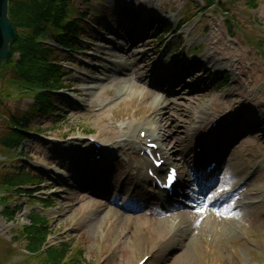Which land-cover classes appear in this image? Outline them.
I'll list each match as a JSON object with an SVG mask.
<instances>
[{
  "label": "rangeland",
  "instance_id": "374dc122",
  "mask_svg": "<svg viewBox=\"0 0 264 264\" xmlns=\"http://www.w3.org/2000/svg\"><path fill=\"white\" fill-rule=\"evenodd\" d=\"M143 1L145 0H90L88 2L87 0H75L73 4L75 11L90 12L89 17L99 23L101 32H103L101 35H97L98 42L96 41V43L98 46H95V50L92 49L93 52L91 51V53L93 54L91 55L101 59L99 56L102 52L98 50L103 45L102 39L104 37L112 38L113 35L111 36L110 33L112 29H115L124 38L126 33L130 36H133V34L142 35L141 40L145 44H149L146 45L149 47L145 46L142 49L144 53H140L139 58L144 61L149 59L152 61L151 58H153L156 46L151 40H146L147 37L152 36L151 32L146 30L145 24L137 25L134 20L129 21L121 17L120 11L123 7L138 9L137 5L138 7L141 6L140 3H143ZM146 1L147 6H144L143 9L149 12V8L154 9V4L158 3L159 8L152 14H168L175 23L179 19L180 10L185 5L184 0ZM197 1L200 2L199 0ZM245 1L239 0L235 5L231 3L229 6L232 13L238 16L241 26L246 24L243 25L242 31L235 33L236 40L235 43H231V46L241 50L248 60L254 64L253 72L249 71L250 69L247 68L248 64L243 56L246 62L250 91H242L243 86L234 81L235 79H232L231 85L227 88L219 89L214 72H230L231 74L233 68H222L213 57L211 62L204 60L208 49L202 48L209 47L212 39L210 37L214 35L215 29L220 34L223 33L225 39H227L226 27L223 24L219 26L222 16H218L217 12L212 15L213 17L209 21V25L214 24L215 27H211L208 34H203L197 40L198 42L199 40L203 42L202 50L200 53L197 52L199 54L190 56V58L201 59L205 66L190 69L189 71H180L176 78L166 83L165 93L158 94L155 100H146V96L140 94V92L148 91V85L145 84L142 76L139 77L142 81L141 83L137 82L138 80H130L134 88H130L126 93L120 88L117 80L113 82L106 80L102 83L103 89L100 88V90L92 91V93H86L83 89L91 86L94 77L100 75L96 71L95 65H91L93 63L86 61L91 65V68H88L83 74L79 73L82 69V66H77L79 61L64 63L67 66L80 67L78 68L80 69L79 71H74L70 75L72 79L71 89L63 92V96L66 93L68 98L64 97L72 104L71 107L64 106L66 122L61 123L56 131L42 132L46 136H50L48 141L56 142V144L48 141L43 143L37 136L32 138L31 141L25 142L23 144L24 150L30 155L32 160L21 162L23 166H31V168L36 169L39 174L41 166L43 170L47 171V182L41 185L44 190L38 195L53 197L54 205L52 208H43L40 204H34L32 200L29 201L23 195H15L13 199L9 198L8 200L10 186L6 189V184L0 183V264H47L46 261H43L45 258L43 254H36L38 257H34V259L25 256L27 254L25 250L27 243L20 232L24 225L29 224L28 217L32 211L31 209L49 216L51 228L54 232L50 238L52 244L55 242L60 243L62 238H75L77 241L76 245H81V249L85 252V262L88 264H136L144 252L158 249V244L171 231L174 227L173 225L184 222V218L187 215L191 218L190 224L193 223L195 229L181 239V242L171 249L170 252L166 249L164 251L158 249L157 255L154 256L150 264H237L228 251L233 248V245L240 251L242 256L240 258L241 264H264V253L256 251L253 247L251 248L245 243L243 238V236L248 235L251 241L264 247L263 125L259 122L258 124L251 123L253 118L249 115H241L248 108L256 109L264 115V109H262L264 108V103H260V98L264 99V94L259 91L260 85L264 82V61L261 60L259 51L251 43L247 42L245 36L247 34L249 37H258V39L264 41V0L259 2V8H255L256 10L253 11L244 3ZM100 15L104 16V19L99 17ZM253 17H256V20L261 25H256L252 20ZM195 20H198V18ZM203 26L204 23L199 24V31H201ZM185 28H189L187 33L190 32L191 28L189 25ZM122 29L124 30L122 31ZM193 35L199 36V33L194 32ZM130 36L125 39L130 40ZM192 38L191 36L190 39ZM141 40L137 39V41ZM184 54L186 55L185 52ZM167 60L165 59L164 61ZM255 60L257 61L255 62ZM167 62L164 64L163 69L159 72L157 71V73L154 71L155 65L152 63L150 65L152 75L147 71V67L144 64H142L141 68L137 67L136 70L144 69L142 73L149 74L153 78V83H155L157 79H161L166 73L171 71L172 62ZM234 62H237V60H234ZM99 63L103 67L104 64L115 66V64L106 62L103 59ZM80 65L82 64L80 63ZM3 69H7V66ZM69 69L70 67L66 71H69ZM8 70L9 72L11 71L10 69ZM9 72L4 70V75L12 78L13 73ZM250 75L252 76L251 78ZM104 76L102 75L99 78ZM243 79L245 80L246 77H243ZM253 79H256L254 84H252ZM147 81L150 82L151 79L147 77ZM6 85L8 87V84ZM234 87H237L240 92L236 98L228 96L230 95L228 91ZM6 90L10 91L8 105L12 109L26 112L34 104V100L29 94L18 99L17 97L21 96V94L13 93V90L9 88ZM87 94H89L88 100L82 98L86 97ZM162 96H164L163 99L169 106H165V103L162 104L164 108L161 113L163 117L167 116L170 119V123L172 122V130L175 132L179 131L177 134L178 138H175L173 146L174 151L180 158H183L186 151L183 149L184 145L189 148L193 140L195 142L192 147L193 145H198L197 136H192L190 132L192 126H195L199 121V117L207 115V118H218L224 122L230 116L236 118L230 124V132L232 136L237 138H231L232 143L225 151L227 160L221 166L222 171L217 174V180L220 181L217 185V192H222L232 187L236 182L238 183L239 180L254 174L252 181L239 199L247 201V207L234 210L230 203L223 206L215 205L211 210H207L208 207H203L196 209V211L187 210L188 212L185 209V212H183L182 208L184 206H181L182 208L179 207V216L170 212L168 213L169 216H161L154 211V208H157L156 205L153 202L151 203L142 192L136 193L131 199L132 208L138 209L140 211L138 213L126 214L113 205L112 202L128 201L130 196H132L125 191L117 192L116 188H118L117 184L122 177L129 174L134 176V151L128 149L129 156L125 159L123 157L124 143L118 142V145L114 146V143L108 139V132L101 135L99 133L110 125H116L117 129L123 132L122 128H125V126H121L123 123H137V120L133 118L134 113L137 114L136 118L145 120L148 123V112L154 110L152 107L158 98L161 99ZM104 102H106L107 106L104 109H99L100 104ZM224 104H226L224 114L222 116L216 115V105ZM0 111H3L1 104ZM5 121V118L0 117V139L6 136ZM48 121L49 118L45 116L37 115L34 117V123L43 130L48 128ZM203 121L204 126H206L205 133L207 136L209 121ZM254 125H257L258 129ZM87 130L94 132L90 133ZM89 137H99L105 145L112 146L109 147L110 150L115 149V156L118 155L121 158L122 166L120 163L117 169L119 170L118 175L112 181L115 187L111 185V179H109L113 176L110 174L111 168L106 172V175L96 180V184H91L90 182V186L86 187L84 186L85 181H91V178L85 172L81 174V170H78L80 168L79 164L76 165V170L72 172L63 167V165L61 166L62 162L66 163L69 158L68 154H64L62 150L69 147L67 146L68 144H73L77 149L75 152L79 153L84 144L91 146L87 140ZM210 144L217 147L219 143L211 142ZM33 146L35 147L33 148ZM7 152L10 153L7 154ZM75 152L71 153V155H75ZM55 153L63 154L64 157H58ZM246 153V160L243 161V156ZM19 155V153L17 154L14 150L8 149L0 143L1 179H4L5 176L14 171V166L20 160ZM177 155L175 156L177 157ZM59 158H61L59 161L60 165L56 162V159ZM234 158L240 164L241 171L238 170L237 176L231 178L230 173H227V166L228 162ZM128 159L130 163L126 162ZM48 164L56 166V171H65V173L59 174L52 170L53 173L49 169ZM112 166H114V159ZM61 168L64 169L62 170ZM71 168L74 169V165ZM93 171L96 174V168ZM88 172L90 174V171ZM104 182L107 183V187L103 189L104 195H101L97 188H99L100 183ZM28 188L40 189L38 186H30ZM16 205H21V210H15L17 213L14 217L6 218L2 214L3 208L6 206H10L13 209ZM205 210L210 211L206 216L202 214V212H207ZM198 217H201V220ZM214 230H216L215 233H213ZM209 232L217 235L215 238L216 244H210L206 241ZM17 236L21 238L15 239ZM146 248H150V250Z\"/></svg>",
  "mask_w": 264,
  "mask_h": 264
},
{
  "label": "trees",
  "instance_id": "16d2710c",
  "mask_svg": "<svg viewBox=\"0 0 264 264\" xmlns=\"http://www.w3.org/2000/svg\"><path fill=\"white\" fill-rule=\"evenodd\" d=\"M64 1L66 2L63 14L57 4L59 2L64 3ZM67 1L69 0H11L9 13L11 19L17 27L28 31L24 35L18 34L19 36L12 45L13 53L20 50L25 57L27 53L38 51L41 45L36 42V39L44 36L42 30L45 26H49L50 21L55 24L58 31L57 34L61 41L67 43L69 37H66V33L62 28V23L67 20L69 15V11L66 8L68 5ZM68 25L71 30L75 27V23L72 21H69ZM6 63V66L15 72V82L21 88H29L37 82L44 80V74L36 64L31 65L26 59L23 62H19L11 58ZM45 101L47 102V108L53 109L52 103L47 98H45ZM11 120L13 125L10 128L20 133L21 131L18 129H20L19 127L21 125L26 124V119L22 116H14ZM58 122L61 123V120H58ZM29 179L30 177L23 178L26 181ZM39 219L37 218L35 224L32 227H27L24 231L25 236L29 240V248L32 251L40 248L46 236L51 232ZM72 245L66 244L60 248L49 250L47 264H85L83 258L84 253L80 249L69 257ZM67 257L69 258L66 261Z\"/></svg>",
  "mask_w": 264,
  "mask_h": 264
},
{
  "label": "bare ground",
  "instance_id": "6f19581e",
  "mask_svg": "<svg viewBox=\"0 0 264 264\" xmlns=\"http://www.w3.org/2000/svg\"><path fill=\"white\" fill-rule=\"evenodd\" d=\"M116 34H118V32H116ZM120 49H117L114 53L118 52L117 54L123 55V48L124 47H118ZM143 52V51H141ZM229 56L231 58H233V56L236 55V50L233 49V51H229L228 52ZM117 61V60H116ZM122 64V63H121ZM118 76H116V80L120 86V88L124 91L126 90H130V88H134L133 83H130L132 80H135V77L133 74L130 73V71L128 70V68L126 69L124 67V69L120 70L119 73L117 74ZM111 81L113 79H115V76L112 77V75L108 74L107 76ZM138 79V78H136ZM131 80V81H130ZM140 82V79H138ZM141 83V82H140ZM89 88V87H88ZM90 89V88H89ZM85 98V97H84ZM86 100V98H85ZM161 105L160 100H158V102H156L155 106L156 109L153 113V121L157 124L156 127H150L148 125H142L143 127H149V132H150V136L149 137H154L157 139V141L159 142V144H161V149L165 152L166 155H170V158L172 159L173 157V153H171V150H173L172 147V143L175 141V138L177 139V134L179 131L175 132L174 130H172V122L170 123V119L166 116L163 117L159 111V106ZM168 105V104H167ZM152 117V116H150ZM114 130V129H113ZM143 130V129H142ZM106 129H103L99 135L101 134H105L106 133ZM115 131V130H114ZM114 135L116 136V133L114 132ZM176 135V136H175ZM127 138V137H125ZM130 140H132L131 142V146L135 149L141 148L143 146V144L145 143V140H142L139 135L138 137L136 136V134H132L130 136ZM238 161L236 158H234L233 160L228 162V166H227V173H230V177H235L237 176L236 174L238 173V170L241 171L240 169V164H238ZM210 213V211L208 212ZM207 213V214H208ZM215 217V216H214ZM217 218V217H215ZM163 224V223H162ZM187 230V229H186ZM186 230L182 229L181 233L183 234ZM175 236V235H174ZM171 241V246H173L175 244V242L177 241V237H174ZM182 236V235H181ZM245 253V252H244Z\"/></svg>",
  "mask_w": 264,
  "mask_h": 264
},
{
  "label": "water",
  "instance_id": "95a60500",
  "mask_svg": "<svg viewBox=\"0 0 264 264\" xmlns=\"http://www.w3.org/2000/svg\"><path fill=\"white\" fill-rule=\"evenodd\" d=\"M9 0H0V65L10 54V43L15 39L14 26L8 14Z\"/></svg>",
  "mask_w": 264,
  "mask_h": 264
},
{
  "label": "snow or ice",
  "instance_id": "6c2138e0",
  "mask_svg": "<svg viewBox=\"0 0 264 264\" xmlns=\"http://www.w3.org/2000/svg\"><path fill=\"white\" fill-rule=\"evenodd\" d=\"M152 147H155V145H152ZM176 179L175 170H171L170 174L168 175V180L174 181Z\"/></svg>",
  "mask_w": 264,
  "mask_h": 264
}]
</instances>
